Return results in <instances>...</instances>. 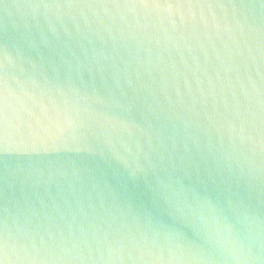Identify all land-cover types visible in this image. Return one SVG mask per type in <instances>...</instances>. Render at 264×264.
I'll return each instance as SVG.
<instances>
[{
    "label": "water",
    "instance_id": "water-1",
    "mask_svg": "<svg viewBox=\"0 0 264 264\" xmlns=\"http://www.w3.org/2000/svg\"><path fill=\"white\" fill-rule=\"evenodd\" d=\"M0 0L6 264H264V3Z\"/></svg>",
    "mask_w": 264,
    "mask_h": 264
},
{
    "label": "snow or ice",
    "instance_id": "snow-or-ice-1",
    "mask_svg": "<svg viewBox=\"0 0 264 264\" xmlns=\"http://www.w3.org/2000/svg\"><path fill=\"white\" fill-rule=\"evenodd\" d=\"M137 3L144 7H175L176 3L171 0H137ZM180 6L185 3L188 6H196L197 3L203 4L204 0H179ZM264 3V0H262ZM2 96V94H0ZM6 100L0 98V159L6 157L9 141L26 144L29 139L34 138L36 130L31 123L23 121L18 125L10 126ZM7 261V239L3 233H0V264H6Z\"/></svg>",
    "mask_w": 264,
    "mask_h": 264
}]
</instances>
